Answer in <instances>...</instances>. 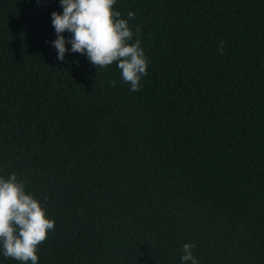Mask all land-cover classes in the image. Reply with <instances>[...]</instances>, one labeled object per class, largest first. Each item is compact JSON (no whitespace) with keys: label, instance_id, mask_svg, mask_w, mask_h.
<instances>
[{"label":"trees","instance_id":"16d2710c","mask_svg":"<svg viewBox=\"0 0 264 264\" xmlns=\"http://www.w3.org/2000/svg\"><path fill=\"white\" fill-rule=\"evenodd\" d=\"M114 10L135 13L138 92L115 63L57 59L59 0H0V176L55 221L38 264H181L185 243L199 264H264V0Z\"/></svg>","mask_w":264,"mask_h":264},{"label":"clouds","instance_id":"9594fccd","mask_svg":"<svg viewBox=\"0 0 264 264\" xmlns=\"http://www.w3.org/2000/svg\"><path fill=\"white\" fill-rule=\"evenodd\" d=\"M39 2V0H38ZM62 13L53 11L51 23L56 39L52 45L57 59L63 61L68 51L85 55L98 70L113 63L120 71L121 80L129 90H141V79L147 75L148 59L139 39L128 20L135 18L133 11L128 19L114 10L116 0H59ZM139 26L136 32H139ZM70 33V38L63 35ZM70 44L71 48H66ZM223 54V42L218 48ZM113 87L116 81L110 82ZM55 228V221L47 217L41 202L26 191L25 183L15 173L7 178L0 176V251L6 258L20 264H38V250L48 233ZM194 243H185L181 264H199L193 255Z\"/></svg>","mask_w":264,"mask_h":264}]
</instances>
